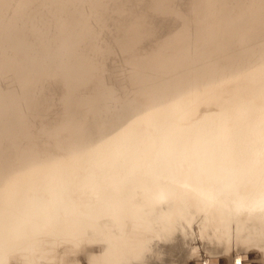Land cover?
<instances>
[{
  "label": "rangeland",
  "instance_id": "obj_1",
  "mask_svg": "<svg viewBox=\"0 0 264 264\" xmlns=\"http://www.w3.org/2000/svg\"><path fill=\"white\" fill-rule=\"evenodd\" d=\"M19 16L24 19L18 20ZM13 23L24 27L18 37H12ZM26 81L30 88L24 90ZM0 89V214L24 217L39 209L41 219L66 218L74 210L80 216L82 201L98 180L99 166L105 171L109 161L113 166L118 159L104 156L102 145L112 156L121 155L120 151L132 154L133 137L142 138L138 149L165 145L169 140L162 136L164 128L190 126L200 119L206 123L211 113L223 121L241 112V102L259 108L264 125V0H2ZM21 90L28 92L25 98ZM123 105L124 112L118 115ZM258 111L245 118L246 127ZM213 123L212 128L217 126ZM217 127L208 132L204 127L186 129L188 136L201 132L199 139L189 138L196 150L188 161L200 157L199 145L208 144L209 151L233 149V140L223 148L211 142ZM185 134L184 139H176L178 144L186 145ZM260 139L262 147L252 149L264 154ZM183 145H177V151L182 152ZM177 151L167 156H179ZM238 151L234 157L241 159L243 149ZM219 154L215 160H221ZM167 156L164 166L172 171L193 165L190 161V166L186 161L183 166L177 161L168 164ZM197 215L203 217L194 212L188 222L176 218L169 237L153 236L160 242L153 240L145 247L154 253L150 252V264H192L193 260L197 264V257L218 250L220 257L208 264H236L237 257L263 263L261 250L241 248L245 245L236 236L234 223L228 227L229 236L220 237L214 219L199 220ZM35 217L24 219L25 224ZM50 226L57 228V221ZM41 232L33 229V246L27 252L24 246L31 240L19 238L20 246L4 258L0 253V264H84L82 254L70 256L68 238ZM221 247L228 252L222 253ZM244 249H250L248 254H236Z\"/></svg>",
  "mask_w": 264,
  "mask_h": 264
},
{
  "label": "bare ground",
  "instance_id": "obj_2",
  "mask_svg": "<svg viewBox=\"0 0 264 264\" xmlns=\"http://www.w3.org/2000/svg\"><path fill=\"white\" fill-rule=\"evenodd\" d=\"M1 6L2 0H0V8ZM22 19H24V17H18V20ZM17 24L19 23L12 24V37L20 36L24 30V27L16 28L15 25ZM26 83H28V85H26L27 87L24 90L30 88L29 82L26 81ZM22 86L24 87L25 85ZM261 92L262 90L258 92V98H260L259 95ZM27 93V91L21 90V98H25ZM262 97L263 96H261V98ZM30 100L31 99H27L26 101L29 102ZM246 100V98L245 100L243 99V101ZM240 105H243V108H239L241 112L237 109L240 113L228 115L223 121L217 120V118H219L218 115L217 118L215 117L216 121H214V117L211 116L212 113L209 115L205 112L211 119L213 117V120H210L207 116V119H204L206 123L201 122V119H197L198 121H193V119L190 126H172L175 128H164L162 136L167 138L165 142H167V140L169 141L166 143L167 145L165 144L166 148H164V150L162 149V151L160 150L161 147L165 146L162 145L163 143H161V146L158 144L151 148L138 149L142 143V138L140 140L137 137H133L129 141V144L133 148L131 151L132 154H125L123 151H120L121 155L116 153L115 156H112L110 155L108 147L102 145L101 149L104 156L108 155L110 158L118 159L113 166L111 165V161H109V163H107L109 167H106L105 171L102 169V166H99V172H97L99 173L97 177L98 180L96 184L90 186L88 198L84 200V202L82 201L83 205L79 208L80 210L82 209L80 216L75 215L74 210L66 218L41 219L39 218L41 211H39V209L32 211L24 217L16 216L7 211H3L0 214V253L2 258H4L7 252L20 246L19 238L22 236L31 240L30 243L24 246V250L26 252L29 251L34 241L32 231L33 229H40L43 230L41 234L44 236L60 234L64 236V238H68L70 256L75 258L77 253L82 254L84 264H150L149 260L152 258L150 252L152 251L145 247H147L148 242L152 243L153 240H155L153 236L157 238L162 237L163 234L167 236L168 230L177 225L176 218L181 217L188 222L192 219V213L200 212L203 214V217L200 219V216L198 217L197 215L199 220L208 217L214 219L213 227L218 229L219 235L216 234L220 237H228L230 232V228L228 231V227H230L229 225L231 223H234L236 236L245 245V247L241 248L253 246L261 250L263 257L262 264H264V154L252 149V146L256 145H258L257 147H262L260 144V137L264 139V125L261 118L262 112L258 108V115L252 117L255 118V121H253L252 124L248 122L251 125L246 127L245 124H247V122L245 123V118L249 117L251 113H257L255 109L257 107L249 102H241L238 106L240 107ZM124 107L125 105L120 107L121 111L119 110L118 115L124 112ZM115 112L116 110L114 113ZM206 114L202 116L205 117ZM222 115V117H224V114ZM255 116L258 118L256 119ZM5 120L4 117L1 120V124L4 125ZM213 122H215V124L217 123L218 127L215 126L219 128L218 134L215 131L216 129L213 130L214 133L217 134L216 137L210 134L212 129L216 128L211 127L214 124ZM176 127H180V129ZM189 127L193 130L196 128L201 130L204 127L202 130L204 131L205 129V131L207 130L206 132H208V128H212L209 130V134L214 137V140L211 138V142L213 144H221V148H223L228 141L230 142L232 140L235 145L234 143L230 144V147L232 144L234 146L233 149L231 148L232 150L229 149V145L227 147L225 146L229 150L225 152L223 148V156L220 155V152L223 151H213V148L212 151H209L211 147L208 148V144H205L206 146L199 145L200 151L198 150L197 153L199 152L201 155L198 153L200 157L198 156L197 160L195 159V162L193 161L194 163L189 159L193 164L191 168L188 170L172 171L173 168L170 170L167 165L164 166L166 160L165 156L174 155V151L182 147L183 144H178L179 142L176 139H180L187 131L186 129L189 130ZM181 128L185 129L181 130ZM196 131L192 132H200ZM255 133H257V135ZM199 134H201V132ZM199 134L195 135L191 133L189 136L185 134V136H188V141H183L184 144L186 143L185 146L183 145L185 149H181L183 150L182 152H180V150L177 151L179 152V154H177L179 156H167L168 164L169 162L177 161L176 163H182L181 166H183L184 161L188 163L189 156H193L191 155V151L194 153V148L196 150V144L192 142V140L190 141V139L193 138V135L198 136L199 139ZM207 136L205 139H207ZM210 137L207 140H210ZM197 141L198 140H196V142ZM202 143H204V140ZM197 144H199V141ZM177 145H179V147ZM200 146L203 147L202 150ZM210 146L212 145L210 144ZM217 147H219V145H217ZM217 147H215V149L220 148ZM174 148L177 149L174 150ZM242 149L243 151L245 150V154H242L243 151L241 153L243 157L241 159L239 158L240 155L234 157L235 154L233 152ZM134 150L137 151L134 153ZM172 150L174 151L172 152ZM218 154L222 157L220 161L215 160ZM208 160L210 161L209 163L207 162ZM189 163L188 165L190 166ZM179 165L180 164H177V166ZM186 166L184 168H186ZM56 199L57 197L54 198L53 201ZM34 214H36V217L26 225L24 219H31ZM55 221H57V228L51 229L50 225ZM210 221L211 220H209V222ZM204 224H206L205 221ZM196 227H198V225ZM170 234H172V232ZM213 237L215 236L213 235ZM223 239L222 241H224ZM205 241L206 238L204 242ZM226 241L228 242V240ZM154 242L157 243L160 241L155 240ZM211 243L213 242L211 241ZM94 244L98 245L94 246ZM92 245L94 247H90ZM210 245L213 246L212 244ZM77 246H79L81 252L83 251L82 253L76 250ZM215 246L217 247V245ZM222 247L225 246L222 245ZM222 247L221 250H223V253L226 250ZM187 248L189 247L187 246ZM230 248L228 246V249ZM213 249L212 251H214ZM246 250L248 251L250 249ZM246 250H241L236 252V254L238 253L240 256H244V253H247ZM219 252L218 250L215 253H209L207 256L200 259L197 257L196 263L208 264L207 261L210 259H215L217 261L216 258L220 257ZM217 253H219V255ZM174 256L175 254L173 255L175 259ZM234 257L236 256L233 255V259ZM237 258L239 264H245V262L252 264L250 259ZM72 264H76V262H72Z\"/></svg>",
  "mask_w": 264,
  "mask_h": 264
},
{
  "label": "snow or ice",
  "instance_id": "obj_3",
  "mask_svg": "<svg viewBox=\"0 0 264 264\" xmlns=\"http://www.w3.org/2000/svg\"><path fill=\"white\" fill-rule=\"evenodd\" d=\"M236 264H239V260L237 259Z\"/></svg>",
  "mask_w": 264,
  "mask_h": 264
}]
</instances>
